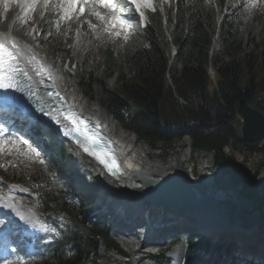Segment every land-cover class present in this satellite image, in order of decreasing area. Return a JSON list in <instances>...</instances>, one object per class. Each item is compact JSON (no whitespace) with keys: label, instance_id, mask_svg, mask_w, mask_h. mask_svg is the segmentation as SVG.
Returning <instances> with one entry per match:
<instances>
[{"label":"trees","instance_id":"obj_1","mask_svg":"<svg viewBox=\"0 0 264 264\" xmlns=\"http://www.w3.org/2000/svg\"><path fill=\"white\" fill-rule=\"evenodd\" d=\"M238 0H233L236 3ZM216 15L222 17L218 29ZM50 13L44 20L43 31L52 30L53 20L58 15ZM236 18L226 0H175L163 14L155 10L148 15V24L143 31L144 46L127 56L119 64L109 51H105L100 62L95 63L93 71L87 73L81 67H74L69 51L63 46L70 37L72 28L63 32L64 26L53 31L51 55L62 65L74 68L75 82L80 93L89 101H97L123 130L133 134L138 140L153 143H171L184 136L191 140V151L212 152L214 163L229 174L243 191L249 189L245 168L224 154L229 142L234 143L239 133L240 120L236 115L239 100L264 115V20L260 17L255 23L262 25L260 38L253 41V53L239 59L243 53L242 44L237 41L233 25ZM169 26L168 39L163 26ZM221 46L220 55L228 61L214 67L216 87L210 90L207 75L210 60L216 64V56L210 57L213 39ZM175 49L172 65L169 61ZM180 65V70L175 69ZM243 67L245 74H243ZM132 73L128 77L123 69ZM100 70L109 79L115 71L118 75L115 87L107 89L96 78ZM171 80L175 92L167 84ZM188 104L176 106L173 95ZM190 94L198 101L190 100ZM213 130L211 133H206ZM43 146L49 153L48 166L52 171L63 173L64 153L60 147L43 135ZM249 152L264 148V141L257 144L241 145ZM60 171V172H59ZM67 196V195H66ZM60 206L52 200L47 209L59 208L65 220L61 237L50 246H42L41 261L37 264H96L101 246L116 249L125 255L110 239L105 223H85L74 216L65 198ZM189 237L185 240L186 264H204L208 246ZM179 239L173 240L176 243ZM220 246H216L219 249ZM162 258V257H160Z\"/></svg>","mask_w":264,"mask_h":264},{"label":"rangeland","instance_id":"obj_2","mask_svg":"<svg viewBox=\"0 0 264 264\" xmlns=\"http://www.w3.org/2000/svg\"><path fill=\"white\" fill-rule=\"evenodd\" d=\"M41 1V4L39 3L38 7L36 8L37 11L35 12V21L30 27V30H33L31 32L34 33L36 40L39 42V44H41V47L46 53H51V40L53 38L52 30H46L40 33V28L44 26V20L47 15V10L52 11V9L55 10L57 8H60L56 10L54 14H60V16L62 17L60 21L63 22L62 24L64 26H66L67 24H71L72 26H74L71 37L70 39H68V41H66L63 49L68 50L69 56L70 58H72L74 63H76L78 67L80 66L87 73L93 71L94 63L100 61L105 51H109L119 64H123V61L127 56L133 54L137 49L144 46L142 38V27L145 19L141 18L140 13L137 16L138 12L134 11V19L131 22L128 31L121 33L116 32V30L114 29H110V21L106 17L111 16L115 12H119L121 14L122 11L123 16L128 17L130 10L129 7H125L122 10L119 7L113 8V6L110 9L99 4H83L84 14L79 10L72 19L73 11L68 13V16H70L71 18H68V16H65L64 14V9L67 8L66 3H64L63 6H60V0H50V3L46 8L44 6L43 0ZM171 1L172 0H167V2H163V0H158V2L162 3L163 7L165 8L169 7ZM184 2L185 4H188L190 3V0H184ZM141 7L142 12L147 11L146 13H152L154 9V3H151L150 6L148 4L142 3ZM227 7L231 8L234 17L236 18V22L233 25V30L237 41L242 44L243 53L239 56V59H243L245 55L252 54L254 52L253 41L257 42L260 38L262 25L255 23V19L256 17H260L264 20V0H240L238 1L237 5H227ZM94 11H98L103 14L105 19L101 20L100 18H98L94 14ZM51 22L54 29H58V27H60V23L58 21ZM168 28V26H165L164 29L166 32L168 31ZM116 33H119V35H117ZM76 35L83 36V39L87 41L86 47H88V51L83 54V59L76 58L74 55V38L76 37ZM125 37L127 38L125 39ZM216 42V46H213L214 43L212 44L211 49L213 48V52L212 54H210V56H216V64H212V60H210L207 67H209V65H212V67L214 66L217 68V66H219L221 63H225L228 61L226 58H223L220 55L221 46L219 41ZM175 70L178 72L180 70V65H178ZM244 70L245 68L243 67V71ZM33 71L34 67L32 69V72ZM55 71L60 72V74L63 75V79H70V91L76 92L82 98L88 100L80 93L79 89L77 88L76 82L74 81L73 70H71L68 66H61L60 70L56 68ZM122 73L128 77L132 76V73L125 68L122 70ZM243 74H245V71L243 72ZM117 75L118 71H115L112 77L108 79L103 70H100L96 75V78L101 80L107 89H113L115 87V80ZM210 83L212 86L210 88L211 90L213 88V82ZM167 84L170 85L172 92H175L173 86H171L170 78H167ZM173 97L176 106H178L179 108L187 106L188 103L183 99L177 97L175 93ZM190 100L197 102L198 97H193V95L190 94ZM207 133L211 132L209 131ZM4 134H6V129L5 127L1 126L0 137H2ZM134 138L136 137L134 136ZM135 140L138 145L143 146V148L146 150V153H149L151 157L155 155L150 160H156L157 157V161L164 162L172 158L179 159L183 156L184 153H186L187 162L185 164L181 163L180 166H182L185 170H189L193 166L198 172L199 169H201L203 166L209 168V173L212 175V181L211 179H209V181L213 182L216 188H220L221 190H223L227 196V203L223 204V208L226 211H231L230 213H233L232 215L245 221L249 220L250 218H264V148H262L261 146H259V150L255 152H249L241 145L235 144V142H229V146L224 149V154L227 157L232 158L236 164L245 168V174L249 189L247 191H243L241 185H236L232 177L229 174L224 173L214 163V157L212 153L210 154L205 152H192L190 148L191 140L189 137H184L183 139L171 143H153L151 141L138 140V138H136ZM10 142L11 138L4 137L2 140H0V172L3 173V176L13 179V185L11 186L7 184V182H5L0 177V191L6 193L12 199L15 206L20 205L21 209H23V212H26L28 210L31 215H35L39 220L44 221V218H46L43 215V212L45 210V202L53 199V201L60 206V203H58L59 200L61 202L60 198H63V194L69 191V193H72L77 197V199L73 201L71 207V211L74 216H77L79 220L85 223H94L99 220V218L94 213L90 212L91 208L94 207L97 201V197L93 194L92 190L91 193H89L84 189L83 191L85 192V195L87 194L93 196V199L85 198V195L83 196L82 193L76 190V176L73 173H70L69 175V172H71V166L69 164L71 163L68 160L69 151L65 146H62V149L64 153V174L65 176H67V178L64 176L58 178L57 175L50 176V174L46 170V153L43 150H37L36 147L33 148V151L35 152L32 153L35 157L34 161V157L31 155H29V159H26L29 154L28 149L13 146ZM11 147H13L16 152L20 151L22 154L20 152L15 153V151ZM243 154L244 157L238 159ZM253 154H256L257 156V159L255 161H253L250 157ZM18 155L22 156L23 166L26 168H22V170H13L10 167L8 161H13V157ZM206 161L208 163H206ZM205 177H208V175H205ZM200 180V182L202 183L203 178L201 177ZM20 185H22L23 188L20 187ZM51 210L53 212H57V208L55 207ZM111 222L112 221L109 219L106 220V234L110 239L114 240L118 248L128 256L132 253L129 248L137 249L139 244L135 243L131 246L121 245V242H119V238L117 237L116 233L118 230L117 223L113 222L112 225ZM168 239L169 246L168 244H165L163 247L164 251H167L170 247L173 246L171 245V241L173 239L172 237L165 238L164 242L167 243ZM178 242L179 243L177 244L182 245L180 241ZM240 243L242 242L238 240L236 242L237 246L240 245ZM98 255L99 261L97 262V264H117L113 259V256H117L116 251L112 248H108L105 251L102 248L100 249ZM136 255L137 254H135L134 256L136 257ZM216 256H218L217 253L215 254L214 252H212V248H210L208 250V257L206 256V262L213 263ZM115 258L119 261L121 260L118 257ZM123 261L126 260L124 259ZM8 262L9 264H19L17 258L13 261L8 260ZM145 263L157 264V261L155 259H148L145 261Z\"/></svg>","mask_w":264,"mask_h":264},{"label":"bare ground","instance_id":"obj_3","mask_svg":"<svg viewBox=\"0 0 264 264\" xmlns=\"http://www.w3.org/2000/svg\"><path fill=\"white\" fill-rule=\"evenodd\" d=\"M41 2V0H37V3L32 4L31 0H0V40H2L8 49L16 55L17 59L14 62L15 65L19 69L27 71V76H25L23 72L20 73L26 80V84L28 85L32 95H38L41 89L45 87V82L50 83V85L54 87L55 91L61 96V101L65 103V105L73 110H76L88 120L94 119L95 121H98V123L103 126V130L106 132L108 137L112 140L116 153L123 162L122 165L125 170V174L113 179V182H111L112 180L104 179L96 173L94 175L97 185L96 195L102 199H106V202L111 204L113 207H118L123 214L135 216L139 213H144V211H148V209H146V203L137 193L139 186L142 185V180H159L169 174H172L178 176L186 182L189 187L192 188L196 196L199 197L206 194L212 199L216 208L209 209L208 212L215 213L216 209L222 210V202L227 200V196L223 190L216 188L214 184L209 181V178L207 179L206 177H203L202 183L200 181V183L198 182L199 185L191 183L187 169L182 170L183 167L181 170L180 168H176L178 167L177 164H185L187 162L186 153H184L179 159L172 158L164 162L157 161V157L156 160H150L155 155L151 157L149 153H146L143 146L137 144L134 135L126 130H123V128L115 122V120L109 116L103 108L100 107L97 101L91 102L89 100H85L78 93L70 91V79H63V75L60 74V72L55 71L56 66L51 61L50 56L43 50L42 47H40L39 44H37L35 35L31 32L33 30H30L31 25L35 21V12L37 11L36 8L39 3L41 4ZM86 42L87 41L83 39V36L76 35L74 38V55L76 58L83 59V54L88 51ZM12 43L16 44L15 48L11 46ZM216 43L217 42L214 41L213 46ZM33 67L34 71L32 72ZM41 69H43V71H41ZM243 157L244 154L238 159ZM250 157L253 161L257 159L256 154H253ZM69 161L70 163L72 162L71 157L69 158ZM73 162H77V160H73ZM8 163L13 170H22V168H26L23 166L22 156L19 155L14 156L13 161H8ZM206 163L208 162L206 161ZM203 169L208 168L203 166L199 169V172ZM76 190L80 193H84V189L79 186H76ZM103 193L107 194L109 197L103 195ZM8 207V211L13 210V206L11 204ZM152 211L153 210H151V212ZM230 212L229 215L233 216V213L231 214ZM205 222L207 224L210 223L209 220H206ZM221 226L227 228V225L219 222L217 223L215 229H223ZM244 230L247 229L244 228ZM122 233H128L131 237L128 238V240L134 241V237L132 236L134 233L133 230L125 229ZM232 233L236 235L240 233L241 237H246L250 242L260 241L258 236L251 233L247 235L235 229ZM142 234V236H139V239L141 240L148 237H156L155 230H144ZM161 236L164 237L165 235ZM145 241L147 240L142 242L138 240V244L141 243L142 245H146ZM243 242L245 241L243 240ZM242 244L243 243H240L239 248ZM127 246L130 245L128 244ZM129 249L132 252V257H135V253H139L138 250L136 252L135 248ZM243 250H245V248ZM174 251L175 255H172L174 258L173 264H182L183 247L178 246ZM255 254L257 253H254V255ZM138 264H141V262Z\"/></svg>","mask_w":264,"mask_h":264},{"label":"water","instance_id":"obj_4","mask_svg":"<svg viewBox=\"0 0 264 264\" xmlns=\"http://www.w3.org/2000/svg\"><path fill=\"white\" fill-rule=\"evenodd\" d=\"M236 115L240 120L241 126L239 134L235 136V144L251 145L264 141V115L262 113L250 108L244 100H239L236 108ZM209 153L211 154L212 152ZM205 175H208L206 178L212 181V175L206 173V171H204V173L198 172V174L195 175V179L190 181L191 183L199 185L198 182L201 181L200 177L203 178ZM137 193L146 203L147 212L156 210L172 215L179 214L183 217L186 214L209 211V209L216 208L208 195L196 196L192 188L189 187L186 182L172 174L159 180H142V185L139 186ZM222 203H227V200H224ZM225 211L226 210L223 208L222 210L216 209V212H214L222 218H227L236 225L242 223L243 220L234 215L231 216ZM130 264H137L135 258L131 257Z\"/></svg>","mask_w":264,"mask_h":264},{"label":"snow or ice","instance_id":"obj_5","mask_svg":"<svg viewBox=\"0 0 264 264\" xmlns=\"http://www.w3.org/2000/svg\"><path fill=\"white\" fill-rule=\"evenodd\" d=\"M32 4L37 3V0H31ZM163 2H167V0H163ZM44 6L47 8V6L50 3V0H43ZM67 4V8L64 9V14L65 16H68V13L71 11H74L73 6L77 3L81 4H88V3H93V4H99L101 6L108 4L112 5L113 8L119 7L122 10L128 5V4H133L135 5L134 11L139 12L141 18H143L144 13L141 11V4L145 3L148 4L149 6L152 3V0H60V6H63V4ZM154 10V9H153ZM80 12H84V7H80ZM94 14L100 18L101 20H104L105 17L103 14H101L98 11H94ZM68 18H71L68 16ZM119 24L122 28L125 27H130L131 21L127 20L123 16V11L121 12V15L118 19H115L112 23V27L115 28L116 25ZM95 27V26H94ZM119 35V33H116ZM127 37H125L126 39ZM13 48L16 47L15 43H12L11 45ZM17 57L16 55L11 52L8 47L5 45V43L0 40V88L2 89H10L13 88L15 83H16V76L20 73L23 72L25 76L28 75L27 71H24L23 69H19L15 65ZM7 65V67H5ZM43 71V69H41ZM70 119H73L75 121L74 117H68ZM77 131H79V128H77ZM92 140L91 137L85 136V141ZM93 144L95 143L94 140H92ZM82 147H84L85 152H89L90 154L96 156L97 159L100 160L102 164L105 165V167L108 169L109 172H113L115 174V160H112L109 162L108 159L105 157L107 156V153L100 154L96 152H92L91 148L87 144H83Z\"/></svg>","mask_w":264,"mask_h":264}]
</instances>
